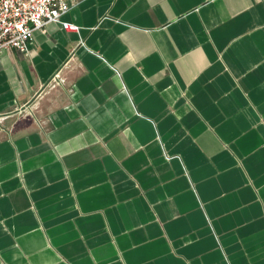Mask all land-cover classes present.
Listing matches in <instances>:
<instances>
[{
	"label": "crops",
	"instance_id": "obj_1",
	"mask_svg": "<svg viewBox=\"0 0 264 264\" xmlns=\"http://www.w3.org/2000/svg\"><path fill=\"white\" fill-rule=\"evenodd\" d=\"M0 54V264H264V0H67Z\"/></svg>",
	"mask_w": 264,
	"mask_h": 264
},
{
	"label": "built area",
	"instance_id": "obj_2",
	"mask_svg": "<svg viewBox=\"0 0 264 264\" xmlns=\"http://www.w3.org/2000/svg\"><path fill=\"white\" fill-rule=\"evenodd\" d=\"M69 7L67 0H0V54L6 49L26 54L33 32L50 23L76 32L77 26L61 20Z\"/></svg>",
	"mask_w": 264,
	"mask_h": 264
}]
</instances>
